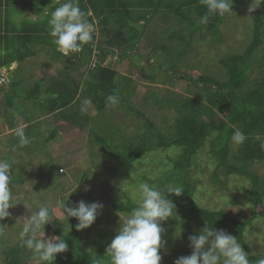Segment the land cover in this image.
I'll use <instances>...</instances> for the list:
<instances>
[{"label": "rangeland", "instance_id": "rangeland-1", "mask_svg": "<svg viewBox=\"0 0 264 264\" xmlns=\"http://www.w3.org/2000/svg\"><path fill=\"white\" fill-rule=\"evenodd\" d=\"M251 3L252 0H233L231 12L221 15L217 24L218 36H210L203 28L192 36L190 48L181 57L177 55V49L183 44L171 40L169 35L177 31L188 36V22H179L171 15L165 19H151L153 14H149L147 20H151L144 28L141 39L130 50L131 57L120 59L116 54L106 63L119 72L118 78L123 83L122 87L119 85V98L102 111H97L86 95L77 92L73 104L66 109L68 119H65L66 115L62 118L64 112L46 117L38 104L24 99L18 102V107L14 106L11 113L5 114L4 94L0 91V160H8L11 164L12 192V207L8 210L11 215L0 221V225L5 226L0 231V264H3L7 246L23 243L20 237L23 226L40 207L47 206L53 219L37 233V238L47 240L57 236L56 231L66 233L71 227V218L67 219L58 202L72 206L80 200L89 203L98 201L104 205L102 215L89 228L80 230L79 237L82 248L93 252L101 248L105 255L101 264H110L106 248L119 226L122 227L124 219L132 212L119 208L131 202L138 205L139 185L142 183L161 189L169 184L183 187L184 180H187L194 186L199 205L208 209L222 208L230 215L243 219L251 217L253 207L247 195L249 180L238 174H229L219 166L209 138L193 156L190 166L182 172L172 168V161L180 153L176 147L150 150L141 159L125 165H118L117 158L109 154L106 148L108 144L116 154L125 157L133 150L140 136L153 131L157 124L164 125L168 121V114L172 115L173 112L166 107L156 110L155 105L151 104L157 96L180 101L191 97L204 101V91L190 85L188 77L194 79L208 74L218 80L225 79L219 60L230 54L242 53L247 48L255 12H249ZM156 46L158 49L153 51ZM164 46L167 51L162 49ZM47 50L52 52L50 48ZM47 50L46 55L49 54ZM49 61L37 56L31 59L33 64L40 67ZM71 63L76 66L73 79L82 91L90 61L86 65L85 61L73 57L60 62L59 66L68 68ZM257 68L255 64L251 66L246 86L261 76ZM1 83L4 85L6 82ZM70 85L74 87L75 83ZM33 86L34 81L22 82L18 91L26 96L33 91L30 90ZM143 101L146 104L142 111L151 122L150 127L143 118L131 112L142 106ZM12 121L16 127L10 129ZM155 128L158 129L157 126ZM17 129H23L28 138L27 144L20 142ZM172 131L173 118L164 125L161 133L169 136ZM97 137L103 138L105 144L100 143ZM238 146L232 139L227 158L229 164H240L235 158ZM248 170L264 180V161L248 163ZM86 188L88 191H85ZM167 195L175 204L176 196ZM176 214V218H169L163 225L166 231L162 235L165 243L160 253L161 264H167L178 254L190 255L188 236L198 234L206 226L202 220L196 219L191 228H186L177 210ZM223 230L234 236L231 228ZM180 231L177 237L175 233L178 235ZM244 238L247 244L244 251L247 254L264 257V215H256L252 219L244 230ZM37 263L39 259L34 254L21 253V264Z\"/></svg>", "mask_w": 264, "mask_h": 264}, {"label": "trees", "instance_id": "trees-1", "mask_svg": "<svg viewBox=\"0 0 264 264\" xmlns=\"http://www.w3.org/2000/svg\"><path fill=\"white\" fill-rule=\"evenodd\" d=\"M74 2L78 4L86 22L93 23V17L87 14L90 9L94 16H101L97 22L100 29L99 38L96 39L93 30L92 39L84 43L80 51L76 52L74 56L78 60L85 61L87 65L88 61L91 60L93 45L99 52L95 66L92 68L89 66L84 89L80 91L78 84L70 88L65 83H61L60 86L42 88L41 83H37L30 89L33 90L32 92L29 91L26 96H22L18 91L20 82L11 81L6 89H0L4 93L5 114L11 113L14 106L18 107V102L24 99L38 104L45 115L64 112L63 118L66 115L67 107L73 104L70 103L74 102L77 92L86 95L96 110L102 111L112 103L107 100L108 96L114 95L117 99L119 98V87H122L121 83H123L118 78L119 72L115 68L107 66L106 63L116 54L120 59L126 56L131 57L130 50L133 49L134 44H137L135 42L141 39L144 28L150 20L156 16L165 19L167 15H171L179 22H188V36L179 34L177 31H172L169 35L171 40L174 39L183 44V47L177 49L179 57L190 48L192 36L203 28H206L210 36L216 37L219 33L217 24L221 15L210 16L207 23H200L201 17L207 12L206 7L201 4V0H74ZM105 6L110 10L106 11L108 8L106 9ZM149 14H153V16L147 20ZM139 22L143 23L140 24ZM137 27L139 31H137ZM201 36L204 37V35ZM32 43L33 41L30 40L29 44ZM157 47L153 51L157 50ZM162 49L167 51L165 46ZM15 52L9 57L0 58V67L7 66L13 61H22L34 53L31 50H23L19 51L20 53L16 56L14 55ZM219 63L224 69V80H218L208 74L196 76L194 79L188 77L190 85L204 91V101L191 97H186L180 101L158 96L156 100L151 101L156 110L166 107L173 112L172 115L168 114L166 118L168 121L173 118L171 135L166 136L161 133L167 121L164 125L157 124V130L156 126L153 125V131L150 130L147 135L140 136L133 150L125 157L116 154L108 144L106 148L109 154L117 158L118 165H125L141 159L150 150L161 147H176L180 153L172 161V168L176 172H182L190 166L193 156L209 138L210 146L219 160V166L223 167L229 174H238L249 180L250 189L247 195L253 207L251 217L243 219L230 215L222 208L208 209L199 205L195 199L194 186L187 180H184L182 187L184 193L175 198L176 210L186 228H191L196 219L202 220L211 228H231L234 237L245 249L247 244L244 238V230L256 215H264V180L256 173L248 170V163L254 164L257 161H264V149L260 147L261 143L264 142V2L254 12L250 42L247 48L242 53L222 57ZM254 64L258 67L261 76L246 86L248 72ZM151 78L153 79L154 76ZM54 91L56 92L55 96H53ZM144 102L142 106L131 112L143 118L150 127L152 124L142 111L146 104ZM217 116L220 119L217 120ZM67 117L68 115L65 119H68ZM26 121L29 128L28 119ZM13 126L15 127L12 121L10 128ZM235 130L242 131L247 137L244 143L238 146L235 158L240 164L237 165L229 164L227 161L230 142ZM256 136H260V139H255ZM51 137L53 138V136ZM97 139L100 143L105 144L103 138L97 137ZM158 185L160 182L157 183ZM232 202L234 201L232 200ZM137 206L131 202L130 205L116 208L130 211ZM70 223L71 227L68 232L56 231L55 233L66 240L68 250L57 254L55 261L42 262L39 260L37 264H101V260L105 257L103 250L100 248L93 252L88 248H82L79 237L80 230L78 231L75 227L78 221L71 218ZM23 251L27 255L33 254L23 243L7 246L3 255V264H21ZM187 255L185 253L178 254L167 264H173L178 257ZM248 257L250 264H256V260L262 256L248 254Z\"/></svg>", "mask_w": 264, "mask_h": 264}, {"label": "clouds", "instance_id": "clouds-1", "mask_svg": "<svg viewBox=\"0 0 264 264\" xmlns=\"http://www.w3.org/2000/svg\"><path fill=\"white\" fill-rule=\"evenodd\" d=\"M262 2L264 0H252L249 12L255 11ZM201 4L207 9L206 14L201 17V24L207 23L210 16L224 15L232 9V0H201ZM83 15L74 0H68L51 12L48 20L49 34L57 50L64 56L80 51L82 45L92 39L93 26L83 19ZM116 99L114 95L107 97L109 102H115ZM16 135L22 144L28 143L23 129H17ZM246 138L240 130H235L232 136L236 144H243ZM255 139L259 140L260 136ZM260 147L264 149V142ZM10 169V162L0 160V221L11 215L8 211L12 207ZM139 192L138 206L124 219L122 227L119 226L117 234L106 248L110 264H161L160 253L165 243L162 235L166 231L163 224L169 218L177 216L176 205L167 194L179 197L184 191L180 185L169 184L157 189L142 183L139 185ZM58 203L67 219L75 218L78 221L75 225L78 231L89 228L102 215L104 207L98 201L89 203L80 200L72 206H66L63 201ZM52 221L48 207L42 206L26 220L20 233L23 245L42 262L55 261L57 254L68 250L66 240L59 236L47 240L37 238V233ZM4 227L0 225V231ZM180 233L181 231L175 235L178 237ZM188 241L191 254L178 257L173 264H250L248 254L238 239L223 229H213L206 225L198 234L189 235ZM256 264H264V257L257 259Z\"/></svg>", "mask_w": 264, "mask_h": 264}, {"label": "crops", "instance_id": "crops-1", "mask_svg": "<svg viewBox=\"0 0 264 264\" xmlns=\"http://www.w3.org/2000/svg\"><path fill=\"white\" fill-rule=\"evenodd\" d=\"M66 2L68 0H0V58L9 57L14 51H16L14 54L16 56L20 53L19 51H34L32 55L22 61H13L7 66L0 67V79L6 80L4 85L0 83V89H6L11 81L20 83L34 81V85L43 83L42 88L60 86L61 83L71 87L70 84H77L73 79L76 74V66L72 63L73 66L70 65L68 68L59 66L60 62H66L73 58L76 52L64 56L57 50L52 42L53 38L49 34L50 12L55 10L54 7H59ZM105 8L108 7L105 6ZM109 10L108 8L106 11ZM87 14L93 17L92 26L96 39H98L100 29L97 22L101 16H94L91 9L87 11ZM111 26L114 25L111 24ZM30 40L33 41L32 44H29ZM49 48L52 49V52L47 50ZM46 50L49 52L48 55L45 54ZM53 52L54 54H52ZM35 56L39 59H50V61L40 67L31 62L32 57ZM55 93L54 91L53 96L56 95ZM13 128L14 126L10 129Z\"/></svg>", "mask_w": 264, "mask_h": 264}, {"label": "built area", "instance_id": "built-area-1", "mask_svg": "<svg viewBox=\"0 0 264 264\" xmlns=\"http://www.w3.org/2000/svg\"><path fill=\"white\" fill-rule=\"evenodd\" d=\"M99 54V52H98V49L96 48V46H94L93 45V49H92V54H91V60H90V64H89V66L92 68V67H94L95 66V64H96V60H97V55ZM2 81H6L4 78L2 79H0V83L2 82ZM60 171H62V169L60 168Z\"/></svg>", "mask_w": 264, "mask_h": 264}]
</instances>
